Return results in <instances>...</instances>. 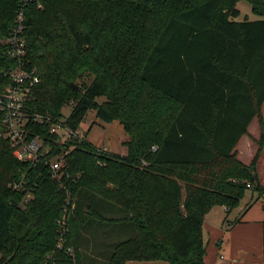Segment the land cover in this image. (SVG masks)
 I'll use <instances>...</instances> for the list:
<instances>
[{
  "label": "trees",
  "instance_id": "16d2710c",
  "mask_svg": "<svg viewBox=\"0 0 264 264\" xmlns=\"http://www.w3.org/2000/svg\"><path fill=\"white\" fill-rule=\"evenodd\" d=\"M238 1L257 19L235 21ZM20 12L26 68L38 78L26 112L56 122L71 106L76 130L94 111L128 140L118 157L86 135L59 144L30 121V139L52 149L32 165L13 155L0 112V264H93L79 237L94 219L133 235L104 264H205L206 215L223 207L228 216L247 189L264 195V0H0V40ZM8 49L0 43V93L18 67ZM255 118L257 150L244 165L236 145ZM66 151L53 178L45 163Z\"/></svg>",
  "mask_w": 264,
  "mask_h": 264
},
{
  "label": "rangeland",
  "instance_id": "374dc122",
  "mask_svg": "<svg viewBox=\"0 0 264 264\" xmlns=\"http://www.w3.org/2000/svg\"><path fill=\"white\" fill-rule=\"evenodd\" d=\"M236 9L239 11L240 15L235 21L256 20V16L251 12V6L246 1H238L236 3ZM150 98H148L147 103H155L158 96L152 92L148 93ZM105 101L104 97L96 99L97 104H101ZM262 110V121L264 122V105ZM71 106L63 108L62 115L67 118L70 115ZM80 130L82 135H86V140L94 147L106 150L111 154L118 157L126 156V148L124 147V142L128 140V136L123 130L122 125L115 121L110 124L103 123L99 121L95 112H88L83 123L80 125ZM260 124L259 120L255 118L248 128V136H243L240 140L237 149L239 150L238 158L244 165H249L255 152L257 150V145L255 141L260 135ZM257 178L259 181L264 183V147L257 164ZM257 194L253 193L250 189H247L244 193V197L239 201L238 207H236L229 215L226 223V212L224 209L219 207H214L211 210V215L206 219V223L210 220H215V225L218 229H221L223 225V231H227L228 226L235 223V220L242 219L249 207L253 206L251 212L252 216L258 218L257 214H264L263 209L260 207V203H264V195L260 200L256 201ZM260 202V203H259ZM256 203V205L254 204ZM220 212V215L214 219L213 214ZM120 216V214H119ZM118 224H110L108 222L97 221L96 219L87 222L86 226L82 228L79 241L83 248L81 249L82 255L86 261H92L93 264H104V258L107 254L110 255L112 247L119 241L125 240L132 237V233L120 230ZM89 230V231H88ZM88 231V232H86ZM203 239L206 245H208L209 235L204 233ZM225 240V239H224ZM62 244V237L59 239L58 247L60 248ZM208 248V247H207ZM221 254L225 257V253L221 251ZM128 264H167L165 262H131Z\"/></svg>",
  "mask_w": 264,
  "mask_h": 264
},
{
  "label": "built area",
  "instance_id": "2783aa9c",
  "mask_svg": "<svg viewBox=\"0 0 264 264\" xmlns=\"http://www.w3.org/2000/svg\"><path fill=\"white\" fill-rule=\"evenodd\" d=\"M23 22L24 15L20 12L15 27L9 36L5 40H0V43L8 45V55L10 58L16 60L18 63L16 69H12L6 74L10 77L11 84L0 93V112L4 115L2 120V125L6 131L4 138L9 140L14 149L13 155L20 161L35 165L46 155H49L52 149L38 136L30 139V134L25 130L28 122L32 121L49 125L50 133L56 136L57 143L59 144H64L69 140H80L83 135L80 128L72 130L67 126L65 117L53 122L49 116L32 115L26 112L24 103L31 89L38 83V78L35 72H30L26 68L24 60L26 45L23 38ZM67 153L68 151L57 154L52 160L46 161L45 164L49 166L53 178L59 176L58 173L64 166V158ZM24 183L22 180L20 183L11 184L10 187L13 190L23 189ZM29 197L30 195L28 194L26 199Z\"/></svg>",
  "mask_w": 264,
  "mask_h": 264
},
{
  "label": "crops",
  "instance_id": "0c3cea01",
  "mask_svg": "<svg viewBox=\"0 0 264 264\" xmlns=\"http://www.w3.org/2000/svg\"><path fill=\"white\" fill-rule=\"evenodd\" d=\"M244 137L246 136L244 135ZM242 138L243 137H241V139ZM238 144L236 145V151L239 154V150L237 149ZM259 182L264 186V183L261 181ZM254 204L256 205V203ZM260 207L262 209L261 203ZM219 208L224 209L223 207ZM252 210L253 206L249 207L244 217L240 220V223H233L225 232L222 229L223 225L221 229L217 228L215 220H210L206 223V219L209 217L208 215H211V211L206 215L203 230L204 233H208L209 241L205 256V264H264V214L262 215L259 213L257 214L258 218H256L252 216ZM213 215H215V219L220 215V212ZM229 216L230 215H226V221ZM221 251L226 254L225 257L221 254Z\"/></svg>",
  "mask_w": 264,
  "mask_h": 264
},
{
  "label": "water",
  "instance_id": "95a60500",
  "mask_svg": "<svg viewBox=\"0 0 264 264\" xmlns=\"http://www.w3.org/2000/svg\"><path fill=\"white\" fill-rule=\"evenodd\" d=\"M71 87H72L74 90L77 89V87H76L75 85H71Z\"/></svg>",
  "mask_w": 264,
  "mask_h": 264
}]
</instances>
